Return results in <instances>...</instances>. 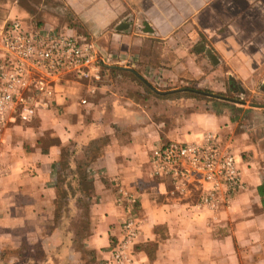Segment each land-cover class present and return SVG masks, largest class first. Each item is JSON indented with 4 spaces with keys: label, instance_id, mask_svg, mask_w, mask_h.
Masks as SVG:
<instances>
[{
    "label": "crops",
    "instance_id": "obj_1",
    "mask_svg": "<svg viewBox=\"0 0 264 264\" xmlns=\"http://www.w3.org/2000/svg\"><path fill=\"white\" fill-rule=\"evenodd\" d=\"M52 4L40 26L85 37L112 58L98 79L64 75L32 120L0 124V264H74L81 248L91 255L81 264H264V0ZM27 13L17 0L0 4V38ZM207 132L245 183L215 211L195 206L199 188L178 192L152 163L156 146ZM62 187L70 212L87 201L82 234L68 230L75 222L54 225ZM121 190L137 199L139 229L117 261Z\"/></svg>",
    "mask_w": 264,
    "mask_h": 264
},
{
    "label": "built area",
    "instance_id": "obj_2",
    "mask_svg": "<svg viewBox=\"0 0 264 264\" xmlns=\"http://www.w3.org/2000/svg\"><path fill=\"white\" fill-rule=\"evenodd\" d=\"M0 48V124L32 120L38 108L52 103L54 88L64 75L98 79L100 68L112 58L85 37L57 27H30L18 18L4 26ZM152 163L155 173L171 178L178 192L199 188V208L215 211L228 206L245 188L235 156L213 132L198 140L156 146ZM121 194L127 217L121 223L124 238L114 249L117 261L126 259L127 245L139 229L133 218L136 197L127 190Z\"/></svg>",
    "mask_w": 264,
    "mask_h": 264
},
{
    "label": "rangeland",
    "instance_id": "obj_3",
    "mask_svg": "<svg viewBox=\"0 0 264 264\" xmlns=\"http://www.w3.org/2000/svg\"><path fill=\"white\" fill-rule=\"evenodd\" d=\"M5 1L7 0H0V4L2 3H5ZM18 3L25 9L27 10V14L29 15L28 17H19V16H16L17 18H24L25 21H27L28 25H39V24H43V20H42V14H43V11L45 10L46 12L48 13H51V14H54L56 11H55V7L56 6H53V1L54 0H17ZM48 13H44V16ZM58 15V14H57ZM41 16V18H40ZM56 16V14H55ZM69 173L67 172L66 175H64V180L65 181L66 179L70 178V174L68 175ZM71 186L70 187V192H73L74 191V186L73 185H69ZM63 190L64 192H66L68 190V187H62V191L60 193V197L58 198V202H57V212L55 213V216L53 218V221H54V225H56L57 223L59 222H64L65 220H68V222L72 223V222H75L76 225H78L75 229L74 228H69L68 230L71 231L73 234H82L85 232V222L84 221H87V215L88 213L85 211L86 209V206L87 205V201L84 200V199H81V198H77V199H80L79 201L77 200V203L76 201H74V203L76 205H80L81 206V210H79V213H72L70 212L69 207L70 205H72V198H67L65 196H63ZM85 204V205H84ZM67 212H66V211ZM65 211V212H64ZM82 238H77L75 240V242H79L78 240H81ZM80 244V243H79ZM77 245V244H76ZM76 245L73 244V248L74 250H76ZM74 253V252H72ZM83 253V254H82ZM39 254L40 252L37 251L36 254H34V257L35 258H38L39 257ZM77 254H81L82 256V260L78 262L79 263H74V264H81L83 262V260H87V259H90L91 258V255L88 254V252H86L84 250V248H81V252H77Z\"/></svg>",
    "mask_w": 264,
    "mask_h": 264
},
{
    "label": "trees",
    "instance_id": "obj_4",
    "mask_svg": "<svg viewBox=\"0 0 264 264\" xmlns=\"http://www.w3.org/2000/svg\"><path fill=\"white\" fill-rule=\"evenodd\" d=\"M35 26H40V25H35ZM191 92L194 94L200 93V92H197L195 90H191ZM205 94H210V92H205ZM210 95H213V94H210Z\"/></svg>",
    "mask_w": 264,
    "mask_h": 264
}]
</instances>
